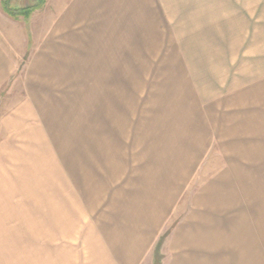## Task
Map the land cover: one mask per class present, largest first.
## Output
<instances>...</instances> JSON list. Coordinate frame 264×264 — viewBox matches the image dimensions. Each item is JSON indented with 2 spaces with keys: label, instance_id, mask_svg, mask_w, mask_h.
Returning a JSON list of instances; mask_svg holds the SVG:
<instances>
[{
  "label": "crops",
  "instance_id": "obj_1",
  "mask_svg": "<svg viewBox=\"0 0 264 264\" xmlns=\"http://www.w3.org/2000/svg\"><path fill=\"white\" fill-rule=\"evenodd\" d=\"M53 16L92 80L86 117L63 139L29 91L1 116L0 264H264V0H55ZM16 68L0 43V92ZM27 238L39 261L14 248Z\"/></svg>",
  "mask_w": 264,
  "mask_h": 264
},
{
  "label": "rangeland",
  "instance_id": "obj_2",
  "mask_svg": "<svg viewBox=\"0 0 264 264\" xmlns=\"http://www.w3.org/2000/svg\"><path fill=\"white\" fill-rule=\"evenodd\" d=\"M37 1L11 0V4L13 7H22L34 5ZM54 7L55 0H44L40 7L34 9L28 17H24L9 14L0 0V43L15 58L17 64L12 78L0 92V118L25 98L27 91L36 92L40 94V99L42 96V107L45 109L46 117L55 124L54 130H58L64 135L62 137H66L63 139H68L70 123L79 124L86 117V102L89 97L88 92L91 91L89 83L92 80L86 77L85 72L83 73L84 63L72 61L69 48L54 46L53 31L50 30L54 21ZM55 146L62 154L68 156V142L55 143ZM22 168L14 165L12 170L19 174ZM253 177L256 188L253 192L255 227L259 220L264 229V173ZM0 209L3 210L2 220H5L4 208ZM11 210L16 215L19 209L11 208ZM16 218L7 225L14 230V235L19 236L24 228L22 222L16 221ZM25 242L26 247H30L28 253L30 262L39 261L36 238L23 239L22 242L21 240L17 242L15 239L14 248L22 244L24 246ZM46 259L47 256L45 261H49Z\"/></svg>",
  "mask_w": 264,
  "mask_h": 264
},
{
  "label": "trees",
  "instance_id": "obj_3",
  "mask_svg": "<svg viewBox=\"0 0 264 264\" xmlns=\"http://www.w3.org/2000/svg\"><path fill=\"white\" fill-rule=\"evenodd\" d=\"M44 3V0H38L36 4L22 7H13L11 0H2V5L4 6L5 11L11 15L24 16L28 17L32 11L40 7Z\"/></svg>",
  "mask_w": 264,
  "mask_h": 264
}]
</instances>
